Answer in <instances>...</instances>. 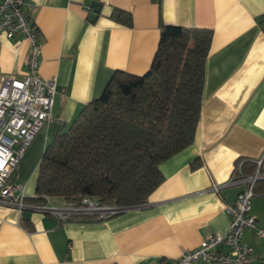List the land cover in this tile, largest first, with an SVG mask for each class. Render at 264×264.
Returning a JSON list of instances; mask_svg holds the SVG:
<instances>
[{
	"label": "crops",
	"instance_id": "obj_1",
	"mask_svg": "<svg viewBox=\"0 0 264 264\" xmlns=\"http://www.w3.org/2000/svg\"><path fill=\"white\" fill-rule=\"evenodd\" d=\"M26 1L41 40L39 75L56 81L53 116L63 127L101 97L115 72L149 73L161 23L212 30L213 41L195 142L161 164L164 182L148 202L107 221L59 222L31 208L42 204L33 200L39 165L26 178L20 163L10 183L26 185L28 207L0 203V264H170L209 235L225 234V206L247 187L231 184L237 162L245 176L259 162L264 173V0ZM94 2L101 5L95 20ZM115 9L130 13L132 26L112 20ZM29 54V39L0 35V82L24 77ZM58 127L39 134L45 128L47 141ZM255 194L251 214L264 229V180ZM242 241L255 250L254 263L264 259V237L246 230Z\"/></svg>",
	"mask_w": 264,
	"mask_h": 264
},
{
	"label": "trees",
	"instance_id": "obj_2",
	"mask_svg": "<svg viewBox=\"0 0 264 264\" xmlns=\"http://www.w3.org/2000/svg\"><path fill=\"white\" fill-rule=\"evenodd\" d=\"M111 19L132 26L126 11L115 9ZM212 41V30L161 23L149 73L115 72L99 99L57 128L40 160L33 200L146 204L164 182L161 164L195 142Z\"/></svg>",
	"mask_w": 264,
	"mask_h": 264
},
{
	"label": "built area",
	"instance_id": "obj_3",
	"mask_svg": "<svg viewBox=\"0 0 264 264\" xmlns=\"http://www.w3.org/2000/svg\"><path fill=\"white\" fill-rule=\"evenodd\" d=\"M30 5L26 0H0V35L8 39L23 36L30 41L27 59L28 72L24 77H4L0 82V203L23 211L26 204V185L11 184L10 180L39 132L46 125L57 123L53 116L57 84L39 75L41 40L29 18ZM250 176L242 173V164L235 169L231 184H246V189L238 195L235 203L225 206L230 225L225 234L209 235L194 250H185L182 256L170 264H264V259L253 262L255 250L242 241L244 232L251 230L264 237V229L257 225L251 214L255 186L264 180L261 171ZM218 190V189H217ZM143 206V205H141ZM137 207H116L84 198L79 202H64L55 205L51 197H44L42 204L31 208L42 214H50L59 222L107 221L117 215ZM227 247V252L217 250Z\"/></svg>",
	"mask_w": 264,
	"mask_h": 264
},
{
	"label": "rangeland",
	"instance_id": "obj_4",
	"mask_svg": "<svg viewBox=\"0 0 264 264\" xmlns=\"http://www.w3.org/2000/svg\"><path fill=\"white\" fill-rule=\"evenodd\" d=\"M51 141L52 135H50L49 139L46 141V130L44 128L31 143L21 162L26 178H29L35 170H37L40 160L44 154V150Z\"/></svg>",
	"mask_w": 264,
	"mask_h": 264
},
{
	"label": "water",
	"instance_id": "obj_5",
	"mask_svg": "<svg viewBox=\"0 0 264 264\" xmlns=\"http://www.w3.org/2000/svg\"><path fill=\"white\" fill-rule=\"evenodd\" d=\"M100 9H101V5L99 3L97 2L92 3L91 11H92V18H94V20L100 14Z\"/></svg>",
	"mask_w": 264,
	"mask_h": 264
}]
</instances>
